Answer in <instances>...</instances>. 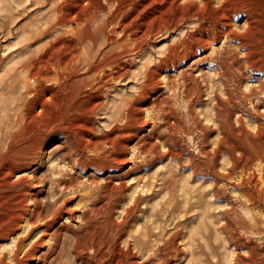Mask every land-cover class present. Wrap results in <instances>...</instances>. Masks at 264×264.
I'll use <instances>...</instances> for the list:
<instances>
[{
  "label": "rangeland",
  "instance_id": "obj_1",
  "mask_svg": "<svg viewBox=\"0 0 264 264\" xmlns=\"http://www.w3.org/2000/svg\"><path fill=\"white\" fill-rule=\"evenodd\" d=\"M42 1L0 0V141L4 147L1 150H4L11 165L15 163L13 168L18 169L14 178L18 175L31 177L32 169L36 168L37 178L44 181L39 201H45L46 194L56 188L57 181L50 183L51 179L66 178L70 163L77 159L76 155H64L65 150L61 149L63 135L53 129L48 131L49 134L45 132L46 140L42 141L41 153L37 154V149L30 146L35 140L37 118L49 120L53 115L38 111L42 115L37 113L36 116L31 110L27 121L20 118L18 110L21 109H18L17 101L23 91V72L8 71L23 57L34 54L36 48L57 33L51 28L44 36L33 39L39 28L44 26L45 17L52 12L49 8L51 0ZM184 1L179 4L189 6ZM197 2L198 6L202 4L200 0ZM215 2L213 7H199L201 19L187 11L186 21L153 37L151 56L157 55L155 59L167 56L169 45L179 41L187 43H178L182 46L177 44L175 50L179 54L175 51L167 62L172 66L161 69L157 78L159 86L146 89L150 93L140 99L139 106L143 108L134 115L137 114L138 119L141 117L143 124L142 121L139 123L141 119H134L128 125L111 104L98 108L93 116L84 114L83 119H91L93 133L98 136L111 132L113 126H119L118 129L122 126L120 130L124 133L137 130V136L128 144L126 163L114 172L111 168L114 163L107 161L98 165L89 164L90 167L83 171L74 169L72 173L79 177L72 181L74 186L70 191H73L71 196H75L66 204L74 212L62 211L51 231L43 236L42 246L30 248L34 238L41 233V228L35 230L24 240L23 247L13 258L16 238L24 235L28 227L26 222H21L20 226L24 228L0 239V259L7 264H88L75 256L74 250L87 248L92 256L89 241L84 236L86 231H91L102 236L109 232L114 255L130 261H126L129 264H264V60L260 58L264 55V0L254 2L256 11L252 14V22L256 23L248 25L244 23V17L234 16L232 28L235 30L237 27V30H233L228 37L223 34V37H215L214 32L222 22L215 12L223 5V0L217 1L218 6L214 5ZM176 6L177 3H174L172 7ZM17 7L24 9L18 13ZM110 8V5L107 6L102 14ZM199 37L206 39L207 43L200 44ZM250 50L260 52L257 53L259 56ZM136 79L130 75L124 78L117 91L111 89L109 99L118 101L121 96H128L131 91L137 90L139 81ZM59 98L55 97L56 101ZM31 126L34 130L30 129ZM53 149L57 150L55 154L51 153ZM83 154L88 159V154ZM33 156L35 159H31V163L34 165L21 169L25 167L24 158ZM38 158H41L39 162ZM95 166L97 168H93ZM261 170L262 175L259 173ZM90 173L94 175L92 179ZM114 173L122 178L114 182L118 189L113 194L109 192L112 185L104 179ZM66 191L69 196V189ZM56 194L54 198L59 196V193ZM48 249L50 252L44 255ZM43 255L45 258H42Z\"/></svg>",
  "mask_w": 264,
  "mask_h": 264
},
{
  "label": "bare ground",
  "instance_id": "obj_2",
  "mask_svg": "<svg viewBox=\"0 0 264 264\" xmlns=\"http://www.w3.org/2000/svg\"><path fill=\"white\" fill-rule=\"evenodd\" d=\"M26 1L28 2V0H26ZM43 1H48V0H43ZM200 1L202 2L201 5L206 6V7L207 6L213 7L212 3H213V1L215 2V0H200ZM217 1H219V0H217ZM217 1L215 2L216 4L214 3V5H217ZM255 1H257V0H223V5L219 8H217V11L215 12L216 17H218L219 20H222L220 25L217 26L216 32H214L215 37H217V36L221 37L222 34L224 36L227 35V37L229 35H231V33L234 30L233 29L234 27L232 28V22H233L232 20H233L234 16L244 17V19H243L244 23L249 25L252 22V20L254 19V17H252L253 16L252 14L256 11L255 7H254ZM13 2H14V0H13ZM180 2H181V0H51V2L49 3V8L52 12H51V14H49L45 17L44 26L39 28V31L37 32L36 35H34L33 39L37 38L38 36H44L45 34H47L49 32V30L51 28H53L54 30H57V33L54 35V37L52 39H50L49 41H46V43H44L42 46H39V48H36L34 54L23 57L22 59H20L16 63V66L9 68V70L8 69L7 70L8 71H14V72H17V71L23 72V77H22V89H23V91L20 93V96H19L18 101H17L18 109L19 108L21 109L20 111L18 110L20 118L28 120L30 118V111L31 110L36 114V116H37V113L39 115L41 113L44 114L46 112L52 113V115H53V117L49 120L45 119L43 116L42 117L44 118V120H40L37 118V123H35L36 124L35 126H37L36 135L34 137L35 140H34V143L31 144L30 146H32V147L34 146L37 149V154L41 153V151H42L41 145L43 143L42 141H43V139L46 140V138H44L45 137L44 134H45V132H48L49 130L53 129V130L58 131V133L59 132L62 133V135H63V137H62L63 141L61 143V146H62L61 149L65 150L64 155H67V157H69V156L73 157V155L75 157V155H76L77 159H74L72 164L70 163L69 170H67V173H66L67 174L66 178H62V179L57 178L58 180H55L54 178L51 179L50 183L57 181L56 188L52 189L51 192H48L46 194L45 201H39L38 195H40L42 193L41 189H42V185H43L44 181H41L40 179L37 178L38 176L35 172L36 168L32 169L33 171L31 172V177H27L24 175H18L17 178H14V175H16L15 172H18V169L13 168V165L15 163L11 165L9 160H8L9 158L6 159L5 153H3L4 150H1L3 147V142L0 141V239H4L5 237L10 236L11 234H13V232L15 230H18L20 228H24V227L20 226L21 222H26V224H28V227L25 228L26 230L24 231V229H23L24 235H20L16 238L15 248L13 249L14 250L13 251L14 257L13 256H11V257L16 258V253L18 254V251L20 250V248L23 247L22 245L24 244L23 243L24 240L26 238H28L32 233H34L35 230H37L39 228H41L40 229L41 233H39L40 235L37 238L34 236L35 240L34 241L32 240L33 242L31 241L33 244L31 245L30 248H34L33 246H36L38 248V245L42 246L43 236H45L47 234V232L52 228V226L54 225L56 220L59 218V215L61 216L62 211H64L65 213H69V214H72L74 212L72 207H71V209L66 207V204H68L72 199H74V196H75V195L71 196L73 191L72 192L70 191V189L73 188L72 186H74V185H71L72 181L74 179H76L77 177H79V175H77L76 173H75L76 175L74 173H72V171L74 169L77 171L78 170L83 171L85 169L87 170V168L90 167L89 164H91V166H92V164L98 165L103 161H107V162L114 163V165L111 167V168H113V172H114L117 169H119V167L121 165H124V163H126L127 159L125 158V155H127L128 151H129L128 150L129 149L128 144L132 138H135L137 136V132H136L137 130L131 131L130 129H128V130H130V132L124 133L120 130L122 126L120 127V129H118L119 126H113V130L111 132H108L105 135L102 134V136H98V135H95L93 133V127L94 126L92 124V121H89L91 119H89L88 121L83 119V117H85L84 114H87L89 116H93V114L95 113V111L98 108H100V107L103 108L105 105L111 104L112 107L115 109L116 113L119 114L121 116V118L124 119L128 125L131 124L134 119H136V120L138 119V118H136L137 114L136 115H134V114H135V112L140 113L141 108H143L142 106L141 107L139 106V104H141L140 99H143V97H146V94L150 93L149 91L147 93L146 89H148V88L154 89L155 86H159V85H157V83H158L157 78H159L158 75H159L161 69L165 68L166 66H169L168 65L169 63L167 64L168 60L176 52L178 53V50H175V48L177 47V44L184 42V41H179V42L174 43L173 45H169L168 51H167V56H165L164 58L161 57V58L155 59V57L157 55L154 54L155 57L151 56V55H153L152 54L153 51L151 48V44L153 43V41H152L153 37L155 35H157L158 33L162 34V33L167 32V30L169 28L173 29V27H178L180 22H182L183 20L186 21V18L188 17L187 11H189L191 13V16L196 15L197 19L202 18V16L199 13V7H201L202 9H203V7L201 5L198 6L197 0H185L184 2L185 3L188 2L189 6H187V4L184 6L180 5L179 4ZM174 3H177V6L173 8L172 6ZM109 5L112 8L107 9L108 11L105 14H102L103 10L106 9L107 6H109ZM255 5H257V4L255 3ZM262 6H263V4H262ZM18 8L19 7H17L18 13L24 9L23 7L19 8V9ZM213 10H214V8H213ZM201 13H202V11H201ZM210 15H212V14H210ZM254 16H255V14H254ZM261 18H262V16H261ZM261 18H259V19H261ZM214 19H215V17H214ZM189 20H190V18H189ZM210 20L211 19H209V21ZM263 21H264V18H263ZM237 22H239V21H237ZM258 22H257V24H259ZM244 23H243V25H244ZM254 23H256V22H254ZM261 23L259 25H261ZM195 24H197V22ZM205 24H206V22H205ZM210 24L211 23H209V25ZM257 24H255V25H257ZM234 25H236V23H234ZM255 25L254 26L252 25V26L256 28ZM253 27H252V29H253ZM207 28L208 27L206 26V29ZM236 28H235V30H237ZM259 28L261 30V27H259ZM263 28H264V26H263ZM254 30L255 29H253V31ZM10 31H11V29H10ZM239 32H241V31H239ZM204 33H205V31H204ZM262 33L260 32V34H262ZM200 34H201V31H200ZM211 34L212 33H210V35ZM234 34H235V32H234ZM3 36H4V34H3ZM262 36L264 37L263 34H262ZM205 37H207V36H205ZM208 37H209V35H208ZM231 37H229V38H231ZM184 38H185V36H184ZM212 38L213 37H211V39ZM239 38H241V37H239ZM194 39H196V38H194ZM199 39H200V37H199ZM224 39H226V38L224 37ZM246 39H245V41H246ZM259 39H260V37H259ZM248 40H250V39H248ZM177 41H178V39H177ZM206 41H207L206 39H203V40L199 41V43L200 42L207 43ZM216 41H217V39H216ZM184 43H187V42H184ZM184 45L186 46V44H184ZM209 45H211V44H209ZM189 46L191 47V45H189ZM203 46H205V45H203ZM226 46H228V45H226ZM246 46H247V44L245 45V47ZM25 47H27V45ZM193 47H194V45H193ZM251 47L253 48V46H251ZM254 47H255V45H254ZM20 48L22 49V47H20ZM262 48H264V43H263ZM179 50H183V49L180 48ZM193 51H195V50H193ZM252 51H254V50H252ZM252 51H251V53H253ZM256 51H254V52L256 53ZM262 52H261V54H262ZM185 53H186V51H185ZM257 53H260V52H257ZM191 55H193V54H191ZM189 57H190V55H189ZM137 58L139 60H137ZM224 58H227V57H224ZM251 58L253 59V57H251ZM260 58H261V60H264V55L261 56ZM260 58H259V61H260ZM221 62H222V60H221ZM250 62H251V60H250ZM256 62L257 61H255V63ZM253 64H254V62H253ZM262 64H263L262 67H264V61H262ZM248 65H249V63H248ZM171 66H169V67H171ZM249 67L251 68V64ZM257 67H259V65ZM262 71L263 70H261V72ZM250 72H251V70H250ZM251 73H253V72H251ZM129 75L136 77L137 82L139 81L137 83V85H138L137 90L131 91L128 96H121L118 101H116L113 98H112L113 100L109 99V93H110L111 89H114L115 91H117L116 88H117L118 84L124 78H126ZM25 80H26V82H25ZM29 80H31V82H29ZM134 85H136V83ZM129 86H130V84H129ZM15 87H17V86H15ZM123 87H125V86H123ZM262 88H264V87H262ZM150 91H152V90H150ZM154 93H156V92H154ZM252 93H253V91H252ZM57 96H60L59 101L58 100L56 101V99H55V97H57ZM255 104H256V101H255ZM253 105H254V103H253ZM15 107H16V105H15ZM253 109H255V108H253ZM38 111H40L41 113ZM86 118H87V116H86ZM9 119H8V122L11 121ZM140 119H141V117L138 119V121ZM5 120H6V118H5ZM31 120H32V118H31ZM239 120H240V117H239ZM141 121L143 124L144 121L142 119L139 121V123ZM95 122H94V124H95ZM146 122H148V121L146 120ZM137 125H138V123H137ZM242 125H244V123H242ZM258 125H259V123H258ZM26 127H29V125H27ZM72 128H74L73 129L74 131H72ZM30 129L34 130L32 128V126ZM30 129H29V132H30ZM138 130H139V127H138ZM53 132L56 133L55 131H53ZM1 133H0V135H1ZM48 134H49V132H48ZM26 136H27V134H26ZM47 136H49V135H47ZM261 137H262V135H261ZM48 140H50V138ZM141 140H142V138H141ZM79 141H80V144H78ZM139 141H140V139H139ZM146 141L148 142L150 140H146ZM143 142H145V140H143ZM136 144H137V142H136ZM152 144H153V142H152ZM10 145H12V144H10ZM139 145H140V143H139ZM150 145H151V143H150ZM142 146H144L143 143H142ZM156 146H157V144H156ZM24 147H26V146H24ZM152 147H154V145ZM31 149H33V148H31ZM133 149H135V148H133ZM259 149H260V147L258 148V150ZM255 150H256V148H255ZM138 151H139V149H137V152ZM55 152H57L56 149H53L51 151V153H54V154H55ZM83 153L88 154V156H89V157L87 156L88 159L85 158L86 156H83L84 155ZM253 153H255V152H253ZM30 155H31V153H30ZM248 157H250V156H248ZM33 158H34V156L29 157L28 159L24 158L26 161L24 162L25 164L23 163L24 164L23 166H25V167H23L21 169H24V168L29 169L31 167V164H33V163H31L32 162L31 159H33ZM40 159L38 158V162L40 161ZM251 159H253V158H251ZM19 162L22 163V161H19ZM259 166H261V165H259ZM262 166H264V165L262 164ZM102 167H103V165H102ZM93 168H97V166H95ZM111 168H110V171H111ZM98 169H101V168H98ZM98 169H95V170H98ZM261 172H262V170L259 172L262 175ZM91 174H93V173H90V176L92 179L94 177V175H91ZM90 176L87 178V180L90 179ZM106 178L107 179H104V180L107 181V183L112 185L109 192L114 194V192H116L118 189V188H115L114 182L121 179L122 176L120 174L114 173L113 175H110L109 177H106ZM258 179H259V177H258ZM254 185H253V187H255ZM256 187H257V185H256ZM52 188H53V184H52ZM68 189L70 191L69 196L66 193L67 192L66 190H68ZM76 190H77V187H76ZM56 193H59V196L54 198ZM263 195H260V196L262 197ZM51 199H53V200H51ZM260 199H262V198H260ZM62 216H63V214H62ZM60 219H61V217H60ZM62 224H64V223H62ZM111 230H112V228H111ZM54 232H55V230H54ZM84 236L89 241V244H90L89 247H90V251L92 252L91 253L92 256L90 254H88L89 250L87 248H80V247L75 248L74 252H75V256H77L78 258H82V260H84V261L86 260L88 262V264H129L130 263V261L114 255L113 249H112L113 247L111 245L112 237L109 234V232L107 235L102 236V235H95L91 231H88V232L86 231ZM23 249H22V251H23ZM50 249H48L44 255H46L48 252H50ZM123 250H125V249H123ZM22 254H24V253H22ZM31 254H32V252H31ZM44 255L42 258H45ZM118 256H120V255H118ZM132 258L134 259V256ZM128 259H130V258H128ZM126 261H128L129 263ZM134 261H136V260H134ZM1 262L3 264H7V262L4 261L3 259H0V263Z\"/></svg>",
  "mask_w": 264,
  "mask_h": 264
}]
</instances>
